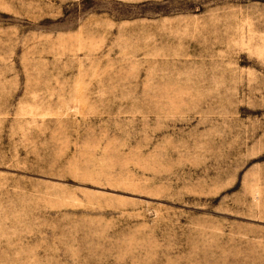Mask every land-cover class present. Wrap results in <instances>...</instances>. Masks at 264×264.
Instances as JSON below:
<instances>
[{
	"label": "rangeland",
	"instance_id": "374dc122",
	"mask_svg": "<svg viewBox=\"0 0 264 264\" xmlns=\"http://www.w3.org/2000/svg\"><path fill=\"white\" fill-rule=\"evenodd\" d=\"M0 264H264V0H0Z\"/></svg>",
	"mask_w": 264,
	"mask_h": 264
}]
</instances>
